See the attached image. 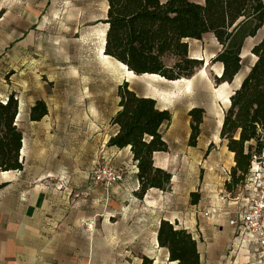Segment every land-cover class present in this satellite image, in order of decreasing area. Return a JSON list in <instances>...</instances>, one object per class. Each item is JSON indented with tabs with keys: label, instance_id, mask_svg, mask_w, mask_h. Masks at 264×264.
Returning a JSON list of instances; mask_svg holds the SVG:
<instances>
[{
	"label": "rangeland",
	"instance_id": "374dc122",
	"mask_svg": "<svg viewBox=\"0 0 264 264\" xmlns=\"http://www.w3.org/2000/svg\"><path fill=\"white\" fill-rule=\"evenodd\" d=\"M106 11V0H0V102L11 95L17 100L15 121L20 126L29 120L28 111L36 101H44L49 108L44 120L55 122L56 138L55 152L50 150L48 164L61 173L49 180L60 191L71 190L60 198L76 201L75 216L83 207L96 220L106 212L115 216L114 207L109 204L113 198H104L105 187L91 179L89 172L99 165L117 170L123 161L112 153L107 142L115 130L111 122L119 110L118 88L125 82L135 93L153 96L157 106L171 114L163 135L173 157L170 172L175 173L178 187L177 211L188 209L191 204V195L189 204L183 201L185 193L199 188L211 192L216 187L215 196L222 197L220 202L225 206L249 198L250 180L258 159L251 163L242 184L230 192L226 190L232 167L225 143L219 138L221 126H217V120L218 113L223 117L229 106L226 98L253 63L250 50L264 35V27L244 42V62L231 83L215 82L221 64L213 59L221 47L212 34L201 40H188L189 57L202 61V65L192 77L174 82L133 72L135 77H128L115 59L103 57ZM165 63L170 66L174 59ZM191 105L204 110L194 147L189 146L187 109ZM208 201L204 200L202 206L208 207ZM130 212L125 209L122 213L129 216ZM72 213H67L66 205L60 206V217ZM130 259L107 256L92 258V262L126 264Z\"/></svg>",
	"mask_w": 264,
	"mask_h": 264
},
{
	"label": "trees",
	"instance_id": "16d2710c",
	"mask_svg": "<svg viewBox=\"0 0 264 264\" xmlns=\"http://www.w3.org/2000/svg\"><path fill=\"white\" fill-rule=\"evenodd\" d=\"M103 23L105 32L103 54L110 56L135 75H157L168 81L188 79L202 61L188 55V40H201L212 34L221 50L213 62L222 66L216 84L231 83L240 72L244 42L264 27L263 0H204L202 4L189 0H106ZM253 63L229 97L223 114L219 138L233 154L234 166L229 192L242 184L254 159L260 160L264 150V35L251 50ZM167 59H174L170 66ZM119 110L112 119L116 132L108 139V147L130 148L138 169L142 198L147 190H165L171 174L153 167L155 152H167L163 128L171 121L168 110L160 109L151 98L139 97L127 82L118 88ZM18 102L11 95L0 102V170H21L19 162L22 134L15 125ZM204 110L192 108L189 146L194 147L200 134ZM47 115L46 104L38 100L29 109V120L40 121ZM198 193L191 194L197 204ZM160 247L169 252V261L177 264H199L196 244L186 230H177L161 221L157 231ZM142 264H151L147 259Z\"/></svg>",
	"mask_w": 264,
	"mask_h": 264
},
{
	"label": "crops",
	"instance_id": "0c3cea01",
	"mask_svg": "<svg viewBox=\"0 0 264 264\" xmlns=\"http://www.w3.org/2000/svg\"><path fill=\"white\" fill-rule=\"evenodd\" d=\"M136 95L156 101L153 96ZM195 107L200 108L191 105L187 112ZM48 114L47 107V115L40 121L28 120L25 126L15 121L22 134L19 153L22 169L0 170V264H94L92 258L107 256L131 258L126 264H142L144 259L151 264H177L169 261L168 250L158 244L161 221L191 235L199 264H263L256 254V243L247 241L237 246V231L228 224L248 198L225 206L220 202L222 197L215 196L216 187L211 192L199 188L185 193L183 199L189 204L190 195L198 193L197 204L191 203L188 209L177 211L180 199L176 196L175 173L170 172L173 157L168 153L169 148L152 156L153 167L171 174L169 187L165 190L151 188L139 198L136 195L138 169L130 148L109 147L114 155L123 158L117 167L122 175L121 183L103 189L105 199L113 198L109 204L116 214L106 212L96 220L83 207L75 216L76 201H65V196L60 198L71 190L60 191L49 180L61 173L48 164L50 150L55 152L53 141L56 138L55 122L44 120ZM228 153L230 167H233V154ZM249 188L251 193L252 186ZM204 200H209L208 207L202 206ZM61 205H66L67 213L73 211V215L60 217ZM125 209L131 210L129 216L122 213ZM204 212L213 215L205 217Z\"/></svg>",
	"mask_w": 264,
	"mask_h": 264
},
{
	"label": "built area",
	"instance_id": "2783aa9c",
	"mask_svg": "<svg viewBox=\"0 0 264 264\" xmlns=\"http://www.w3.org/2000/svg\"><path fill=\"white\" fill-rule=\"evenodd\" d=\"M89 173L91 179L100 182L106 189L122 181L121 173L108 165L95 166ZM250 182L252 194L228 224L237 231V246L247 241L256 243V254L264 264V158L256 163ZM202 214L205 217L213 215L209 212Z\"/></svg>",
	"mask_w": 264,
	"mask_h": 264
},
{
	"label": "bare ground",
	"instance_id": "6f19581e",
	"mask_svg": "<svg viewBox=\"0 0 264 264\" xmlns=\"http://www.w3.org/2000/svg\"><path fill=\"white\" fill-rule=\"evenodd\" d=\"M66 51H67V50H66ZM102 55H103L104 58L108 57V56H106V55L103 54V53H102ZM108 62H109V61H108ZM118 64H119V65L125 70V72H126V74H127L128 77H135V75H134L131 71H129V70L126 68V66H124L123 64H121V63H119V62H118ZM201 69H202V72H204V73L206 74L205 68L201 67ZM221 70H222V66H221V68L219 69V71H218V73H217L218 76H220ZM145 75H147V74H145ZM148 76H151V77H154V78L163 79L162 77L157 76V75H148ZM177 81H180V80H176V81H174V82H177ZM187 83H189V80H187ZM228 98H229V97L226 98L227 106H228V104H229V99H228ZM222 119H223V117H222V113L219 112V113H218V120H217V126H218V127L221 126V124H222Z\"/></svg>",
	"mask_w": 264,
	"mask_h": 264
},
{
	"label": "water",
	"instance_id": "95a60500",
	"mask_svg": "<svg viewBox=\"0 0 264 264\" xmlns=\"http://www.w3.org/2000/svg\"><path fill=\"white\" fill-rule=\"evenodd\" d=\"M220 76H221V73H220ZM220 76H217V77L219 78ZM238 86H239V85H238ZM231 95H232V94H231ZM231 95H230V96H231ZM230 96H229V97H230Z\"/></svg>",
	"mask_w": 264,
	"mask_h": 264
}]
</instances>
